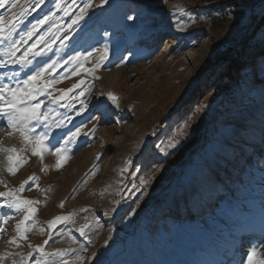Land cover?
<instances>
[{"label": "rangeland", "instance_id": "374dc122", "mask_svg": "<svg viewBox=\"0 0 264 264\" xmlns=\"http://www.w3.org/2000/svg\"><path fill=\"white\" fill-rule=\"evenodd\" d=\"M93 1L96 3L92 4L87 18H79L74 0H70L73 7H68L67 14L77 10L72 20L77 23L86 19L84 24L90 27L117 20L124 26V30H120L124 37L134 36L133 46H126L125 39L117 38L116 45L121 51L115 63L108 53L102 62L94 55H89L84 62L85 52L81 50L75 55L67 54L72 45L77 47L81 42L83 31L81 25L75 23L64 25L65 17L57 11L62 2L58 9L56 0H19L18 7L11 9L13 0H6L0 8L7 37L2 42L4 47L9 49L15 43L19 50L36 35L37 42L25 52H40L48 62H57L55 70L64 67L69 76L77 74L66 85L69 86L66 90H73L63 101H67L70 112H75L76 116L86 114L88 122L80 128L81 132L89 133L93 129L92 135H99L97 141L74 158L62 156L60 167L56 166L58 157L51 151L42 158L33 154L28 159L22 158L27 167L24 169L22 164L15 175L7 171V162L0 175V192H14L23 184V189L15 194L20 200L37 202L31 205L36 209L33 215L35 219L40 218L44 226L61 212L70 217L75 227H84L83 237L89 247L88 259L83 258L82 264H92L93 260V264H198L195 262L197 257L199 261L197 253L203 256L207 253L215 262L227 258L229 264L232 262L229 248L233 243L236 246L241 243L236 233L245 225L242 218L254 219L260 208L264 209V167L253 172L257 183L253 185L252 197L230 203L227 205L230 210L209 203L200 212L203 218L188 222L187 219L176 222L160 210L180 196L192 204L200 203L213 193L228 195L232 191L237 198L234 186L248 189L245 171L255 179L248 164L252 157L253 161H259V134L258 143L263 145L264 151V56L255 53L251 60L244 61L248 62L245 66L244 62L235 64L234 60L248 40L251 21L256 25L260 21L257 17L264 15V0ZM84 2L88 5V0ZM231 5L235 9H228ZM141 12L149 13L148 19H141ZM13 25L14 30L9 33ZM160 34L167 38L172 36V41L167 44L163 37L158 42L156 38ZM257 34L264 37V20ZM153 38L155 44L151 46L155 50L151 58L143 59L150 45L147 43L144 47L146 44L142 42ZM7 51L4 49L0 55V59L6 61L0 67L2 74L8 72L10 63L5 55ZM77 54L78 60L70 59ZM253 62L257 63L249 67ZM121 67H127L129 73L111 84L105 75ZM80 70L85 72L77 73ZM51 72L47 71L41 79H46ZM5 84L17 86L11 77H7ZM63 84L64 80L60 79L56 86ZM76 84L80 86L73 88ZM99 84L102 85L101 98L93 103L95 109H91L90 100ZM85 88L90 91L80 96ZM108 93L118 98L115 103L108 99ZM83 103L87 107L81 111ZM102 112L111 113L117 123H98ZM43 113L48 115L47 111ZM31 127L35 129L33 122ZM9 138L12 140L8 143L15 138L20 145L24 142L19 133ZM173 142L176 147H169ZM250 147L252 152H249ZM238 148L240 155H236ZM12 154L20 155L18 151ZM96 154L103 159L97 171L91 174L93 179L84 187L75 186L78 176L92 168ZM40 179L53 191L48 199L37 192ZM257 189L260 199L255 198ZM170 191L174 192L168 195ZM11 199L0 197V205H6ZM59 202H63L61 210L57 207ZM3 209L6 212L0 214V229H3L0 231V246L3 245L0 260L10 257L13 261L9 260L8 264H14L23 251L19 253L17 246L10 243V235L16 236L17 225L24 221L27 211L7 206ZM232 210L242 212L228 216ZM208 217L212 225L218 224L217 229L208 228ZM229 218L233 221L232 227L227 225L225 231L223 222ZM111 220L115 223L109 226ZM28 229L27 239H23L25 249L43 246L50 236V230H41L38 224ZM215 235L220 237L216 239ZM261 241L264 236L257 243ZM6 246H9L7 250ZM241 246L235 247V252H242L244 247ZM68 248L63 249L65 256H68ZM190 256V260L185 259ZM246 259L245 255L241 263L246 264Z\"/></svg>", "mask_w": 264, "mask_h": 264}, {"label": "snow or ice", "instance_id": "6c2138e0", "mask_svg": "<svg viewBox=\"0 0 264 264\" xmlns=\"http://www.w3.org/2000/svg\"><path fill=\"white\" fill-rule=\"evenodd\" d=\"M6 0H0V8L4 7ZM108 0H102V3H107ZM19 5V0H13L11 9L17 8ZM57 7H60V4L56 5ZM90 5H85V8L81 9V16L80 18H83V14L86 12L87 7ZM9 9V11H11ZM65 10V14H67V9ZM20 15H23V12L20 13ZM13 19H15V15L13 16ZM48 17H45V20H47ZM128 19H132V17H128ZM44 21H40L39 23H43ZM9 24L12 23V21H8ZM76 23V21H74ZM14 25L12 28H9V33L14 30ZM4 28H5V22L3 17H0V42H3L4 39L7 37L4 35ZM28 35H31V32L28 33ZM51 50V49H49ZM18 49L15 46V43L11 44L9 46V49L5 55L8 57L7 62H11L13 64H20L22 67H25L27 65L32 64V60L28 59L29 52H25L23 56H20L16 58V52ZM33 57L41 55L40 52H33L31 53ZM97 54L99 56V61L102 62L104 59L107 58V48L104 49H98ZM72 60H78L79 54L75 57H71ZM6 63L5 60L0 59V67L4 66ZM57 66L56 61H52L50 64L45 63L43 66H39V62L37 66H34L32 69H29L30 75L27 76L26 79H24L22 82L18 83L16 87H11L7 84L0 85V117H2L6 123L7 127L10 130L7 135L11 136L13 133H19V135L23 138L24 142L31 146L32 154L34 156H40L42 157L43 152L46 148L45 141L48 139L46 132H41L40 134H35V129L31 127V124L33 121L40 122L42 124L47 123L48 121V115L41 112V106L42 102L37 101L36 103H31L32 101L37 100V97L39 95L44 94L51 86L55 83V81H42L41 77L49 70L54 71ZM94 71V69H93ZM83 83V82H81ZM80 85L76 84L73 85V88H78ZM73 89H67V90H59L62 94L58 97H52L51 93H48L50 98L53 99L54 102L62 100L64 96H66L69 92H71ZM90 91V88H85L83 91L80 92V96H84L85 93ZM108 99L113 101L114 103L117 101V97L112 94L108 93ZM87 107L86 103L82 104L81 111H83ZM80 113L78 112L77 115ZM70 119V118H69ZM62 123V121L60 122ZM57 127L60 125L57 124ZM81 129L77 128L75 132L71 134L70 137H68V140L65 141V144L68 143L69 140L75 139L80 133ZM86 134V133H85ZM169 147L175 148L176 143H170L168 145ZM0 151L9 153V155L6 156L7 162H8V168L7 171L13 175H15L16 171L20 166H22L24 161L20 155H13L12 153H17V149L15 148H4L0 146ZM21 152L23 150H20ZM66 151V149L61 147H57L55 150V155L58 157L57 159V167L62 166L61 164V157L63 155V152ZM29 179H32V177H29ZM26 183V182H25ZM23 184H21L20 189L15 190L14 192H0V197H11L12 199L7 202L6 205H0V207L7 206L8 208H14L17 211H27L29 215H26L24 217V220L27 221L31 219V215L35 213L36 209L32 208L31 205L33 203H37L35 201L30 200H20L18 195L15 193L23 189ZM62 206V205H61ZM70 219V217H56L52 222H50V226H55V224L58 221H65ZM7 223V221H5ZM24 223V221H21L20 224L17 225V231L20 234L21 239H27V236L24 235L26 231H30V229H23L21 230V225ZM0 231H3V229H0ZM81 234H83V230L81 229ZM10 243H16V240L13 239L10 241ZM45 244L48 243V241H44ZM19 246V245H17ZM65 253L61 250H57L56 253L53 255H61L63 256ZM246 264H264V241H261L257 244H253L250 246L249 251L246 254ZM15 264V262H14ZM64 264H67L65 261Z\"/></svg>", "mask_w": 264, "mask_h": 264}, {"label": "bare ground", "instance_id": "6f19581e", "mask_svg": "<svg viewBox=\"0 0 264 264\" xmlns=\"http://www.w3.org/2000/svg\"><path fill=\"white\" fill-rule=\"evenodd\" d=\"M115 21V20H114ZM113 21V22H114ZM110 24H112V25H115L116 23L114 22V23H110ZM96 25H98V26H96ZM96 25H94V27H92V29L89 31V33L87 34L88 35V37H86L87 39H85V42H84V46L86 47H92V48H109L110 46H111V44H112V42H113V39H112V37H109V36H106V35H104V36H100V34H99V31H100V28H99V24H96ZM96 26V27H95ZM116 26H118L117 24H116ZM115 26V27H116ZM114 27V29H116ZM164 37V35H162V34H160L156 39L158 40V42L161 40V38H163ZM154 39L155 38H153L152 40L154 41ZM151 40V43L153 42ZM131 39H130V41H129V43H128V45H131ZM172 40H167V44L169 43V42H171ZM157 42V43H158ZM142 43H144V44H147V43H149L148 41H146L145 40V42L143 41ZM150 43V44H151ZM157 43H156V45H157ZM152 44H155V42L154 43H152ZM148 45V44H147ZM151 47V46H150ZM156 47V46H155ZM148 48V47H147ZM154 48V47H153ZM116 51H118V50H116ZM148 50H147V54H148ZM133 53V52H132ZM121 55V54H120ZM147 58H149V56H147V55H145L144 57H143V59H147ZM129 72H128V68L127 67H121V68H118V69H116L115 71H113L111 74H107V75H105V78L107 79V80H109V82L111 83V84H113V83H115L116 81H121L127 74H128ZM105 80V79H104ZM101 87H102V85L101 84H99L96 88H95V90L93 91V99L92 100H90V102H91V104H93V103H96L97 101H98V99L99 98H101V92H100V89H101ZM102 115H106V112H102L101 113ZM104 116H102L101 118H103ZM7 133H8V131H7V123H6V121L2 118V117H0V146H2V147H5V148H15L16 149V139L15 140H13V142H11L12 144L11 145H9L8 146V144H10V143H8L10 140H12V139H10L9 137L10 136H8L7 135ZM47 150L44 152V154L46 155L47 154ZM7 155H9L8 153L6 154L5 152H2V151H0V175L2 174V172H3V166H4V164H7V159H6V156ZM1 177V176H0ZM2 178V177H1ZM0 214L1 215H4L5 214V211L4 210H0ZM261 228V226L260 225H257L256 226V228L253 230V232L254 233H252V235H254V236H257V235H261V233H262V230L260 229ZM244 232H243V230H241L240 232H239V235L240 234H243ZM252 238H246V239H244V241H246V242H252V240H251ZM236 240H237V238H236ZM236 242V241H235ZM242 243V242H241ZM240 243V244H241ZM235 243H233V249H235V247H237V246H239V245H234ZM231 246V245H230ZM232 246L230 247L231 249H232ZM238 254H242V253H238ZM204 256L203 255H201V256H199V261H197V258H196V262L197 263H199V264H204V263H201V260L202 261H207V260H205L204 258H203ZM217 263H219V262H217ZM220 264H226L225 262H223V261H221L220 262ZM236 264H238V262H236Z\"/></svg>", "mask_w": 264, "mask_h": 264}, {"label": "trees", "instance_id": "16d2710c", "mask_svg": "<svg viewBox=\"0 0 264 264\" xmlns=\"http://www.w3.org/2000/svg\"><path fill=\"white\" fill-rule=\"evenodd\" d=\"M228 9H235V8L231 5L230 7H228ZM239 17L240 16H238V18ZM259 18H260V21H258V22L256 21L257 22L256 25L254 24L255 23L254 21H251V23H250L251 27H250L249 32H248V40L246 41L245 44L242 45V47L239 51L238 59L234 60L235 64H240L241 61L244 62L247 60L248 61L251 60L252 57H254L255 53H259L260 54L259 56H262V55L264 56V37H262L263 35L257 34L259 29L261 28V24L263 23L264 15L260 14L256 20H258ZM255 63H257V62H253L249 67H251ZM246 64H248V62L247 63L244 62L243 66H245ZM238 151H240L239 148H238ZM236 155H238V152H236ZM238 162H239V159H237L236 163H238ZM236 163H235V165H236ZM193 184L194 183H192L191 185H193ZM172 192H174V191H170V193L168 195H170ZM176 192H181V190H177ZM211 195L212 194H209V197H205L204 199H202V201L200 203L196 201L194 204L189 203L188 199L184 198L183 196H180L178 198L179 200H177V199L172 200L169 202V204L167 206L165 204V207L163 208L162 212L165 214H172V213H174V211H177L182 216L186 215L187 213H195V212L200 210L199 208H200L201 203H202V205H204L207 201L211 200V197H212ZM157 218H158V216H157Z\"/></svg>", "mask_w": 264, "mask_h": 264}]
</instances>
